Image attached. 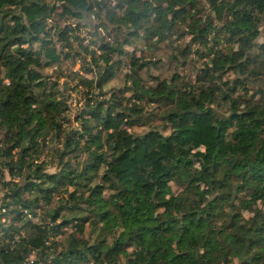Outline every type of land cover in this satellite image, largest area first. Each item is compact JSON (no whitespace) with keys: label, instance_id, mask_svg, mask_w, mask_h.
Instances as JSON below:
<instances>
[{"label":"trees","instance_id":"obj_1","mask_svg":"<svg viewBox=\"0 0 264 264\" xmlns=\"http://www.w3.org/2000/svg\"><path fill=\"white\" fill-rule=\"evenodd\" d=\"M108 1L0 0V260L264 264V0ZM206 4L218 23L203 18ZM103 10L115 40L100 42L99 54L80 42L72 49L79 22ZM181 25L207 47L195 84L180 89L175 74L149 73L162 63L130 53L122 98L95 99L131 38L143 30L161 41ZM75 55L105 65L89 79L75 74L73 90L87 88L78 127L66 91L43 72ZM128 90L134 99L123 104ZM107 131L122 146L114 158ZM46 148L50 159L39 161Z\"/></svg>","mask_w":264,"mask_h":264},{"label":"rangeland","instance_id":"obj_2","mask_svg":"<svg viewBox=\"0 0 264 264\" xmlns=\"http://www.w3.org/2000/svg\"><path fill=\"white\" fill-rule=\"evenodd\" d=\"M107 5L112 7L115 5V1L109 0L107 2ZM205 7L206 11L202 14L203 18H205L206 15H210V18H214V14L210 13L208 4H206ZM56 11H60V9ZM215 20L218 23V20ZM76 23L77 22L73 20H66L65 22H63L64 25L72 24L73 26L76 25ZM100 23H103V25H100ZM55 24L62 25V21L56 20ZM116 29V26L106 18L104 10L102 12H98V17H94V15L92 14L90 19L85 18V20L79 22V30L77 31L78 40L73 41L72 49L77 51L79 49L80 42L83 46L88 45L90 50L94 49L96 50L97 54H99L100 51L97 49L98 44L104 41H112L113 39L115 40L114 37ZM182 29L183 25L174 27L173 32H171L169 35L167 34V36L161 41H157V37H154L151 40H146L143 36V30L139 32L138 37L131 38L130 43H128L124 47L125 54L120 58L122 61L119 62V58L114 59V75L111 77V79L107 80L103 84L101 90L102 92L99 91V88L95 87V84H92V87H95L94 89H92L93 95H96L95 99H109L112 94L122 98V94L120 93V91L130 84L129 80L127 79L128 67L126 66L129 61L128 59L130 53H133L136 57L143 58V62L145 63H148L149 61H157L159 63H162V65L152 67L149 73L154 76H168V79H170V77L175 74L173 76L175 77L174 81L175 84L180 87V89H185L190 85L195 84L196 76L199 74L201 69H203L204 62L207 59L205 55L207 47H204L197 43L192 44L190 42L191 37L184 33ZM259 29L260 31H262L263 27H260ZM121 30V35L117 37L120 40L123 38L122 36L127 33L125 27H121ZM261 42H263L262 35L259 36V38L256 40L257 44ZM188 45L189 48L187 49H190V51L187 58H184L181 52ZM209 45H212V40L209 41ZM222 46H224V44H220L219 41V44L215 46V48L218 49ZM79 53L84 54V51L81 49ZM89 61L90 60L87 58V62L85 63L78 55H75L73 59H71V57L61 58L57 67H55L56 65H54L43 70L45 74L56 77L59 89L66 91L65 97H67L68 99L67 104L69 107V111L67 112L69 114L68 120L69 124L71 123V125L75 127H78L79 125V122L75 120V117L82 109L83 104L86 102V99L83 97V92L87 91V88L85 86L77 87V91L73 90L74 85L77 83V79L74 78L75 74L89 79L93 74H96L98 72L99 74L103 73L105 67L104 63L100 61L98 69H96V67L91 68ZM228 73L226 74V77H234L233 73ZM143 77L145 78L144 74ZM149 81L150 80L148 79V84L151 83V81ZM134 93L135 91L128 90L123 95L125 97L123 100V104L127 103L125 99H134ZM132 102L133 100H130L129 103ZM142 104H144L145 108L148 110V113L152 114V116H156L158 111L154 108L155 105L145 104L143 102ZM67 128L71 129V127ZM131 130L138 132L142 131L143 128L141 126H134ZM102 142L104 145V150L108 157L114 158L121 153L122 146L116 141V138L111 131L103 133ZM47 150L48 149L46 148L42 152L43 154L40 153V157L38 158L39 161L44 160L47 162L48 159H50V154L52 153V151L50 150L47 153ZM46 169L54 171L56 170V165H49ZM5 176L6 179H9L7 173ZM16 180L18 181V178H16ZM171 186L176 192L180 189L175 183H171ZM0 197H2V192H0ZM33 259L34 256L32 254L29 257V260L31 261ZM121 264H124V262H121Z\"/></svg>","mask_w":264,"mask_h":264},{"label":"built area","instance_id":"obj_3","mask_svg":"<svg viewBox=\"0 0 264 264\" xmlns=\"http://www.w3.org/2000/svg\"><path fill=\"white\" fill-rule=\"evenodd\" d=\"M5 210H6L5 208H1V210H0V217H1L0 221L1 222H8V220H6V218H5V216H2L3 213H5ZM0 264H3L1 260H0Z\"/></svg>","mask_w":264,"mask_h":264}]
</instances>
